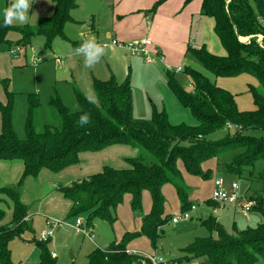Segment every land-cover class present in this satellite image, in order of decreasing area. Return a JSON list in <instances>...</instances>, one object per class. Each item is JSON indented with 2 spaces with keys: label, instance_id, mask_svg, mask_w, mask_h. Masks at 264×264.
Listing matches in <instances>:
<instances>
[{
  "label": "trees",
  "instance_id": "1",
  "mask_svg": "<svg viewBox=\"0 0 264 264\" xmlns=\"http://www.w3.org/2000/svg\"><path fill=\"white\" fill-rule=\"evenodd\" d=\"M165 1L155 0L150 11L154 13ZM190 1L184 0L183 6ZM52 3V13L39 17L34 23L4 27L1 19L0 43L5 42L10 49L8 47L12 44L23 46L33 35L41 34L45 38V46L50 47L55 36L63 35L65 22L73 20L70 11L77 6L76 0H52ZM253 4L250 0H200L199 14L212 18V30L225 54H214L204 44L192 46L189 43L185 52L192 54L204 68L216 75L248 72L264 85V0H253ZM10 30L17 31L19 39L5 38ZM181 70L188 75L192 91L179 84L173 71L168 69L165 81L179 104L190 111L194 124L171 122L164 108L154 110L148 118L136 117L129 80L119 83L113 76L103 80L93 78L96 102L74 89L79 111H71L58 93L51 95L48 106L57 116L58 126L45 124L42 131H36L34 127L38 94L28 93L25 137L22 139L17 137L13 128L12 94H7L6 102H0V158H20L23 175L36 174L41 167L62 169L77 162L79 152L97 151L113 142L138 147L139 153L128 158V168L106 165L98 172L73 181L70 186L61 187L71 202L69 215L87 212V219L90 215L109 217L126 192L131 195V206L136 208L140 207L143 190H148L151 195V209L142 216L140 228L125 232L121 240H114L102 249H94L89 254V264H140V260L151 264L147 256L128 250L124 241L144 234L155 245L160 227L169 219L167 214H163L165 199L161 187L164 182L174 185L182 211L190 209L192 204L187 200L182 167L191 175L208 177L211 167L209 164L205 167V162L233 147H242L243 150L234 153L231 161L227 162L225 168L230 173L242 174L248 168L250 171L257 160H264V136L241 131L229 133L234 126L241 130H264V95L258 93L253 84H248L254 108L241 110L228 89L211 82L189 65ZM82 113H88L91 118V122L84 126L77 123ZM226 123L230 124L226 133L220 139L210 140V136L222 130ZM256 176L264 183V166ZM2 189L14 201V208L12 220L0 224V264H21L11 260L9 241L30 228L26 208L20 203L17 186ZM248 192L242 195L255 200L251 211L261 216L255 227L235 229V233H229L209 216L205 221L215 236L197 238L183 248L184 255L177 260H194L197 264H255L258 258L264 259V187ZM3 216L4 211L0 208V222ZM48 240L49 237L34 239L39 248L36 264H56L55 256L47 249Z\"/></svg>",
  "mask_w": 264,
  "mask_h": 264
},
{
  "label": "rangeland",
  "instance_id": "2",
  "mask_svg": "<svg viewBox=\"0 0 264 264\" xmlns=\"http://www.w3.org/2000/svg\"><path fill=\"white\" fill-rule=\"evenodd\" d=\"M133 1L134 4H138L139 16L143 20L138 22L136 28L131 24L133 30L130 31L129 41L149 39L151 18L154 14L157 15L158 8L154 13L150 11L153 0ZM11 2L12 0H0V20L3 19V9ZM76 2L77 6L70 11L73 20L65 22L63 35L55 36L50 47L45 46V38L41 34L33 35L23 46L16 44L21 46L18 52L14 51L15 44L8 47L9 50L5 42L0 43V102H6L7 94H12V123L17 137L21 139L25 137L24 123L28 93L38 94L39 106L35 112L34 127L36 131H42L45 124L58 126V118L48 106L49 98L55 92L71 111H74L76 105L80 109L74 89L96 102L92 86L93 78L103 80L113 76L119 83L129 80L133 95V113L136 117L148 118L154 110L167 108L171 117L169 120L174 121L173 123L194 124L195 119L188 109L178 105L176 98L168 89L165 81L167 69L173 71L179 84L192 91L193 87L188 75L181 70L183 66H191L211 82L232 92L236 105L241 110L254 108L248 84H253L256 91L264 95V85L248 72L216 75L184 50L179 57L177 51L167 56L162 53L165 57L162 60L154 58V61L146 62L144 56L112 44V38H115V13L118 11L120 0H76ZM250 2L254 6L253 0ZM30 3L32 7L28 15L29 21L32 22L29 23H34L39 17L52 13V0H30ZM92 24L96 27L95 31L91 30ZM107 30H111L112 37H106ZM202 30L196 32L193 23L188 43L198 46L205 39L209 48L214 50L213 40L216 39V35L207 28L204 38ZM19 37L17 31L10 30L5 38L15 41ZM88 39H95L106 48V54L91 68H86L83 56L75 55L73 51L79 47L82 40ZM149 40L152 42L151 39ZM228 127L226 123L222 130L210 136V140L220 139ZM236 131L264 136V130L261 129L241 130L237 126L229 129L230 134H235ZM242 150V147H233L207 160L205 167L209 164L211 170L209 176L205 178L191 175L180 166L183 182L187 188V200L195 205V208L189 211V218H179L177 222H172L171 218L178 217L182 209L174 185L171 182H164L161 187L165 199L163 214H167L169 219L160 227L155 245H152L144 234L130 237L124 241V245L136 254L147 256L149 263H151L149 257H161L163 261L159 264H194L197 263L193 262L194 260L187 262L182 259L179 262L177 259L184 255L183 248L192 244L197 238L215 236V232L205 221L209 216L214 217L229 233H235V229L255 227L261 221L258 213L243 212L237 210L234 204L216 202L212 199V180L218 176L227 180H236L238 192L241 193L261 190L264 187V183L256 176L264 166V160H257L252 170L249 171L248 168L242 174L230 173L226 170L225 166L231 161L233 154ZM138 153L139 149L136 145L113 142L97 151L79 152L78 161L62 169L52 170L49 167H41L36 174L26 175H23V161L20 158H0V208L4 211L0 224L12 220L14 208V201L2 189L3 187L17 186L20 203L25 205L26 215L30 221L29 229L9 241L11 260L14 263L36 264L39 260V248L36 247L34 239L39 240L40 232L49 228H52V232L46 246L50 253H54L56 264H89V254L94 249H102L114 240H121L125 232L138 230L142 216L151 209L152 199L148 190L142 191L138 208L131 206V195L126 192L122 200L111 210L109 217L90 215L88 219L87 212L69 215L71 202L61 191V187L70 186L73 181L102 170L103 166L128 168L130 165L128 158ZM78 217L83 219L82 227L90 228L87 234L76 230L75 220ZM91 234L94 235L93 240L88 237ZM144 262L145 260H140V264H146ZM255 264H264V259L258 258Z\"/></svg>",
  "mask_w": 264,
  "mask_h": 264
},
{
  "label": "crops",
  "instance_id": "3",
  "mask_svg": "<svg viewBox=\"0 0 264 264\" xmlns=\"http://www.w3.org/2000/svg\"><path fill=\"white\" fill-rule=\"evenodd\" d=\"M183 1L184 0H166L158 7V10H157L158 13H156L157 15L154 14L153 18H151V24H150V29H149V34H150L149 39L152 40V43L154 45L152 46L153 50L157 51V54L161 55L162 59L165 58L162 53H164L167 56L168 54H175L177 51V56L179 57L181 54V51L182 50L185 51V47L187 43L190 41L189 33L191 32L193 23L195 25L196 32L198 31L200 32V29L202 30L203 28L202 33H204V36H203L204 38H205V29L210 28L211 31L213 32L212 18L199 14L200 0H192L184 6H183ZM52 9H53V3H52ZM117 10L118 11L115 13V19H114L115 20L114 21L115 22L114 23L115 38H112V40L116 39L117 41H129L131 40V38L129 37H130V31L133 30L132 26L136 28L138 25V22L140 20H143L139 16L140 9L138 8L137 3L134 4L133 0H120V2L118 3ZM155 16H158V18H155ZM206 18H209V19H206ZM29 22H32V21H29ZM91 27H92L91 28L92 30L96 29V27L93 26V24L91 25ZM112 31H113V28H112ZM208 34L210 35V33ZM105 35L106 37H112L111 30L105 31ZM210 38H212L211 35H210ZM201 43L204 44L206 48L214 54H218V55L225 54V50L222 47L221 43L219 42L217 36H216V39L213 40V45L215 47L214 50L209 48L208 43H205V39H204V42L202 40ZM155 58L159 59L158 56H155ZM176 102L178 103V105H180L177 100ZM169 119L171 120L170 115H169ZM190 124H193V123H190ZM223 179H224L225 185L229 186L232 180H227L225 178ZM211 185L213 188V180H212ZM239 193L243 194L245 192L243 193L239 192ZM236 209L238 210L239 208L236 207ZM26 220L30 224V221L27 215H26Z\"/></svg>",
  "mask_w": 264,
  "mask_h": 264
},
{
  "label": "built area",
  "instance_id": "4",
  "mask_svg": "<svg viewBox=\"0 0 264 264\" xmlns=\"http://www.w3.org/2000/svg\"><path fill=\"white\" fill-rule=\"evenodd\" d=\"M112 44L118 45L135 54L144 56L146 62H152L155 56H158L160 60L162 59V56L158 55L157 51L153 50L152 42L148 38H141L139 40H132L127 42L117 41L116 39H113ZM13 48L15 52H18L20 50V46L18 45H15ZM228 126H230L229 123ZM212 199L217 202L234 204L243 212H250L251 207L253 206L255 201L254 199H247L245 195H242L238 192V183L236 180H232L229 186H226L222 176L216 177L213 181ZM194 208L195 205L192 204L189 210L180 212L178 217H172V222H176L179 218H189V211ZM82 224L83 219L78 217L75 220L76 230L82 231L84 232V234H87L90 228H84L82 227ZM51 232L52 228L41 231L39 239L44 240L48 238ZM88 237L93 240L94 235L91 234L88 235ZM51 255L54 256V253H51ZM149 259L151 260V264H159L163 261L161 257H149Z\"/></svg>",
  "mask_w": 264,
  "mask_h": 264
},
{
  "label": "clouds",
  "instance_id": "5",
  "mask_svg": "<svg viewBox=\"0 0 264 264\" xmlns=\"http://www.w3.org/2000/svg\"><path fill=\"white\" fill-rule=\"evenodd\" d=\"M31 7L30 0H12V2L3 9V26L10 27L14 23H28V13ZM73 51L75 55L83 56L84 66L86 68L94 67L106 54L105 45L98 43L95 39L83 41L79 47L75 48ZM73 110L79 111V106H74ZM90 122L91 118L88 113H82L77 120L80 126L87 125Z\"/></svg>",
  "mask_w": 264,
  "mask_h": 264
},
{
  "label": "water",
  "instance_id": "6",
  "mask_svg": "<svg viewBox=\"0 0 264 264\" xmlns=\"http://www.w3.org/2000/svg\"><path fill=\"white\" fill-rule=\"evenodd\" d=\"M194 264H197V263H194Z\"/></svg>",
  "mask_w": 264,
  "mask_h": 264
}]
</instances>
